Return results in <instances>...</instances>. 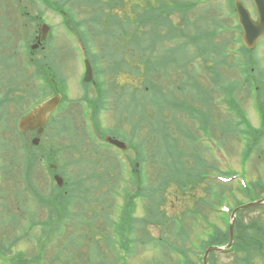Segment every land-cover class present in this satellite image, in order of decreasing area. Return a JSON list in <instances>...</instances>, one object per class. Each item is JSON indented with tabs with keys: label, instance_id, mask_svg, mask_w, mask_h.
<instances>
[{
	"label": "rangeland",
	"instance_id": "obj_1",
	"mask_svg": "<svg viewBox=\"0 0 264 264\" xmlns=\"http://www.w3.org/2000/svg\"><path fill=\"white\" fill-rule=\"evenodd\" d=\"M83 1L86 2L0 0V17L3 14L1 21L7 23L5 31L10 33L12 37L10 46L14 47L9 48V52L5 49L0 51V105H3L5 89H10L13 93L5 98L9 102V118L6 124L8 126L14 124L16 112L30 110L38 101L48 98L54 84L55 89L65 90L69 98L77 99L78 88L69 87L65 81L62 83L60 73L63 77L70 75V82L77 84L84 71V52L87 51L92 56L102 52L108 61L106 64L103 59L100 61L109 71L112 70L111 76L114 81L105 88V93L110 99L108 113L95 117V123L103 133L108 134V138L117 140L126 147H132L127 149L126 157L132 162L135 160L140 175L147 178L145 184L155 182L159 190L155 194V200L153 199L154 205L150 204L149 199L141 198L140 191L136 190L138 192L136 196L131 189L127 191L128 193L125 192V188L130 187L128 186L130 179L136 173L130 172L133 163L130 168L126 165L123 168L119 167L118 160L113 156L116 150L105 146V149L102 148L105 153L100 148L97 152L93 150L94 155H99L97 160L101 161L95 167L107 168L105 184L96 191L90 190L92 192L89 196L86 188L93 185L94 179L86 176L88 171L95 173V169L88 167L86 162L93 157L88 146L90 144L93 147L94 143L87 133L85 134L87 129L83 117L88 116L86 110H89L90 106L83 101L74 107L77 113L67 117L62 137L54 139L51 135L45 136L39 143L44 151L53 146L49 150H52L59 170L67 172L65 173L66 179L69 180L67 189L71 188V193L67 197H57L55 193L57 189L49 188L44 181L42 190L45 195L41 194L36 187L40 184L38 179L34 181V178L19 177V172L24 169L22 161L19 164L10 162L15 150L20 154V159L22 152L26 154L25 149H29L27 144L30 139L27 140V135L25 138H16L13 134L6 133L5 125L0 121V264H176L180 257L179 248L190 247L194 252L197 249L202 250L210 236L219 233L220 229L228 228V212L221 211L223 207H228L231 212L236 206L254 199L240 193L245 192V189L241 188L233 177L229 179L231 174L237 176L239 181L242 178L249 189L254 190L255 197L257 193L252 183H259L260 188L264 190V75L261 80L259 79L258 88H254L255 72L264 73V40L254 48L262 68L250 72L249 92L246 87L244 91L240 90V87L235 91L232 97L235 105L227 106L217 90L211 94V97H214L212 101L208 96L205 99L200 97L203 94H198V97L197 94H188L197 93L195 88H188L186 92L181 93L183 96L187 94L185 101L188 103L193 101L194 106L201 108L204 113L209 114V111H212L213 124L219 123L223 130H228L226 134H219L217 139V136L210 132L209 118L205 126L211 135L203 137L196 128V120L186 115L189 109L183 108L181 113L176 111L175 120L180 123L179 126L177 123L174 125L177 126V131L166 115L170 114V111L165 112L164 99L166 101L170 97L168 92L162 91L161 86L168 81L166 76L176 83L177 74H168V71H164L163 74L162 71L158 72L160 67L157 66L155 70V63L152 61L150 68L146 69L138 62L142 55L140 58H135V55V59H130L125 54V51L128 54L134 53L132 45L126 44L133 37L125 35V39L122 36L128 32V27H124L126 17L132 20L134 11L141 8L146 0H127V4L125 0H96V3L100 4L96 7L93 3L95 0L92 4L87 0ZM242 1L248 7L251 4L250 0ZM15 3L20 9L15 7ZM132 5L137 8L132 9L135 7ZM101 7L105 8L104 13H101ZM21 8H24L28 15L21 17ZM37 15L41 22L51 27V33L45 44L47 49L45 50L44 46L43 51L35 50L29 57L25 46L28 45L26 42L32 39L31 32L35 27L28 24L27 20ZM225 15H220L219 18L228 19L225 24L233 26L235 22H231V18ZM96 16L102 21L101 26L91 21ZM67 22L74 28L76 22V27L81 33L86 31L84 33L90 38L87 45L85 44L86 50L81 52L79 45H76L75 52L71 49L74 45L70 37L73 35L66 27ZM111 22L112 26H109ZM95 31L101 32L97 34ZM13 32L21 33L16 35ZM172 39L174 37L170 36V40ZM3 40L7 41L6 38ZM231 47L238 49V44L234 42ZM189 50L196 54L195 45L190 44ZM46 54L49 55L47 60ZM178 56L179 54H172L171 58L177 59ZM229 60L232 62L233 56ZM253 60L258 66L255 56H252L251 63ZM10 66L12 69L7 74V68ZM1 67L6 71H2ZM191 68L193 62H190L189 69ZM134 69L139 74L135 75ZM22 71L24 75H29V79H23ZM208 71L214 70L208 68ZM231 71L234 72V68L229 70L224 68L222 73L237 77L231 74ZM38 73L40 77L34 76ZM258 77L261 78V75ZM195 78L204 86L208 80V73L195 71ZM30 79H37V82ZM238 81L240 82L239 78L236 79V82ZM9 85L12 88L8 87ZM120 94H124V99L120 102L116 100L113 104V98ZM174 96H171L170 102H174ZM12 97L22 101L15 105L10 102L9 98ZM215 100L222 101V105H215ZM14 106H17V111ZM189 107L195 110L194 107ZM6 114L7 112L0 111V118ZM55 115L51 114L50 118ZM160 122L161 125H166L169 131L161 133L153 128L158 127L160 130ZM51 130L54 132L55 128ZM150 133L152 136L147 138ZM208 138L213 139L208 142ZM214 140L221 144L220 159L212 148L208 150V147L215 143ZM134 142L137 143L135 146L139 152L141 144V156L138 158L133 155ZM70 146L81 152L82 160L78 170L83 181L72 176L74 173L70 175L71 171L76 172L77 169L73 168L70 171L66 159L69 157L74 160L79 156V153ZM199 147L202 152L197 151ZM43 150L32 151L36 154L51 153ZM213 162L216 164L221 162L222 167L218 164L220 169L213 168ZM116 167H119L118 171L112 173L111 170ZM39 170H43V177L49 183L46 169L41 166ZM165 177L172 179L171 185L162 182ZM184 178L187 181L186 185ZM178 180L184 181L185 186L181 189L175 186ZM260 194L263 197L264 191ZM21 196H30L33 199L21 202ZM38 206H44L42 210L50 211L44 215L53 216L45 219L41 217L39 220L35 215L39 210ZM61 212H66V215L61 216ZM240 219L247 223L257 220L264 227V209L246 210L240 215ZM74 246L77 249L74 250ZM190 257L196 264H200L197 255L191 252ZM213 259L211 263L213 261L215 264L235 262L232 252L217 253ZM251 263L264 264L257 256Z\"/></svg>",
	"mask_w": 264,
	"mask_h": 264
},
{
	"label": "trees",
	"instance_id": "obj_2",
	"mask_svg": "<svg viewBox=\"0 0 264 264\" xmlns=\"http://www.w3.org/2000/svg\"><path fill=\"white\" fill-rule=\"evenodd\" d=\"M79 1L82 3L86 2L83 0H78V2ZM87 1L91 4L93 2V0ZM102 2L104 4V1ZM222 2L223 0H146L141 8L134 11L131 17L133 18L132 20L126 17L127 21L124 23V27H128V32L125 30L126 32L123 33L122 36L125 37V39V35L133 37L132 40L126 44L127 46L132 45V49L136 54L132 52L128 54L126 51L125 54H127L130 59L134 58L135 55V58H140L142 55V58H140L138 62L144 65L146 69L150 68L151 61L156 62L159 67H165V61L169 62L172 54H179L177 59L174 60L176 61L175 63L182 64L185 60L191 59V56L188 55L190 51L188 47H186L187 45L185 46L189 40L192 41L190 44L194 43L195 46L196 43L200 42L202 50L209 56L210 52L213 51L209 50L210 46L213 45L214 49L216 48V42H214L212 38L225 27L221 18H219L221 9L223 8ZM93 3L95 7L100 6L99 2L96 3V0ZM228 4L232 7V0H228ZM91 6L93 8V5ZM136 8L135 6L132 9ZM104 11L105 8L101 7V13H104ZM96 14H98V12H96ZM91 21L97 24V26L103 24L99 16L92 18ZM119 23L120 22H118V24ZM75 24L77 26L76 22ZM108 25L112 26V22ZM84 32L82 31V34L87 38V33ZM99 32L101 31H95L97 34H100ZM112 36L115 38L114 34H112ZM170 36L174 37L177 44L174 49H172V52L168 49V53L164 51L166 55L168 54V57L166 56L159 61V53L157 52V54H155L156 46H158L160 40H165V38L170 39ZM182 37H186L188 40H180ZM87 39H89V37ZM159 62L162 63V65H160ZM29 146L32 147L31 145ZM51 151L52 150H48L47 152ZM179 152L181 151L179 150ZM28 156L29 157L25 160L26 162L32 163L36 162V158L38 159V156L33 154H29ZM186 178H184L185 185L187 183ZM171 180L172 179L165 177L162 179V182L171 185ZM146 182L147 178H145V176L142 174L137 175L132 179L129 188H133L132 192L135 196L136 194L138 195L137 191H140L141 198L149 199L150 204L154 205L155 194L158 193L159 187L156 186L155 182L147 183V185L145 184ZM183 182L184 181L178 180V184L175 183V186L181 189L185 186H183ZM260 186L259 184L254 185L257 196H259V192L262 191ZM252 191L253 189L250 188L245 192L240 191V193L244 196L255 198V192ZM261 208L263 209V207H260V209ZM243 212L244 211L237 212L234 226V242L228 253L232 252L234 254L235 262L233 264H252V259L256 256L259 257L260 262L264 263V227L260 225L257 220L250 223L243 222V220L240 219V215ZM227 239V229L226 231L220 229L219 233L209 237L208 242H206L202 248L205 249L208 245L212 244L221 246L227 242ZM191 252L194 253V255L196 254L190 247L187 249L179 248L178 253H180V257L177 259L176 264H196L190 257ZM212 257L213 256L210 258L209 264H215ZM211 259L213 260L212 263ZM9 263H11V259Z\"/></svg>",
	"mask_w": 264,
	"mask_h": 264
},
{
	"label": "flooded vegetation",
	"instance_id": "obj_3",
	"mask_svg": "<svg viewBox=\"0 0 264 264\" xmlns=\"http://www.w3.org/2000/svg\"><path fill=\"white\" fill-rule=\"evenodd\" d=\"M21 14H24V15L27 14V12L24 11V8H22ZM38 24H39V22H36L35 25L38 26ZM37 28L35 29V31L32 34L33 35L32 36V40H31L32 43H37V40L39 39V36H38V33H37ZM44 42L45 41H42V42L38 43V49H40V50L44 49V46H43ZM71 49L74 51V49L72 47H71ZM100 60L101 59H99L98 62L96 61L94 66L92 65L93 66V80L90 83H87L84 86L82 85V83H80V79L78 80V83L76 84V83H71L70 82L71 81L70 80V75H68V77L65 76V75L63 77L61 73L59 75L60 81L62 83L65 81L66 84L69 85V87L72 86V87H77L78 88V96L79 97H83L85 95V99H82L81 101H83L86 105L90 106V109L86 110V111L91 115L93 121H95V117L102 116V115L108 113V106H109L108 104H109V100L110 99H109V95L105 93V88L107 87L108 84H111L114 81V79L111 76V71L112 70L109 71V69L107 67L102 65ZM82 78H83V76H82ZM121 99H124V94H120L117 97L113 98V100H112L113 104L115 103L116 100H118L120 102ZM74 103H75V100L69 98V96H68V94L66 92L62 93L61 100L59 102V106L56 109L58 111V114H59V116H58L59 124H58L56 130L54 131V136L55 137H61L62 134H63V132L61 130V125H60L61 122H62V119L65 118V117L66 118L67 117H72V116H74V113H77L75 111V108H74L75 107ZM94 127H95V132H96V134L98 136L103 137L105 139L107 138L108 134L103 133L98 128L96 123H95ZM38 131H39V128H34L32 130H29L27 133L31 137L32 136H40L41 137L44 134L49 132L48 128H46V124H44L43 132L40 135L38 134ZM136 144L137 143L134 142L133 152H134V154H137L138 157H140L138 151L135 148ZM129 147L126 148V150H125L126 152H127V149H129ZM95 165H97V164H95ZM95 165H88V167H94ZM78 166H80V164H69V169L73 170V168L78 167ZM119 167L122 168V165L119 164ZM50 168H52L54 170L51 174H49L51 179L56 174L59 175V176H62L61 173H57L56 172L57 168H59L58 163L56 164V166H53V167H50ZM100 168L104 172L107 171V168H105V167H100ZM118 168L116 167L113 170H116V169L118 170ZM113 170H111L112 173H115L116 171H113ZM40 174L41 173H40V171L38 169V165L34 164L32 166L30 176L32 178H34V181H35V179L39 180L40 184L38 186H36V187L39 189V192L41 194H44L43 190H42V181H44V180L43 179H39ZM70 175H72V174H70ZM62 177H63V180H64L63 181L64 185L62 187H54L53 184L49 187L51 189H57V190H55V193H56L57 197H67L71 193V190H70L71 188L69 187V190L67 189L69 180L64 178V176H62ZM43 207L44 206H38L39 210H37V212L35 213V215L37 216V218L39 220L41 219V217H43L45 219V218H47L49 216H53L52 214L44 215L45 213H48L49 210L48 211L42 210ZM60 215L61 216H65L66 212H61Z\"/></svg>",
	"mask_w": 264,
	"mask_h": 264
},
{
	"label": "water",
	"instance_id": "obj_4",
	"mask_svg": "<svg viewBox=\"0 0 264 264\" xmlns=\"http://www.w3.org/2000/svg\"><path fill=\"white\" fill-rule=\"evenodd\" d=\"M253 3L256 11L255 20L251 18L250 13L243 6L242 2L235 1V9H236L238 21L243 30L242 41L247 47L250 48L254 47L258 39L264 34V0H253ZM40 31L42 32V39H45L46 33L48 31V26H46L45 24L42 25ZM33 47H36V45ZM85 66H86V70H85L84 80L88 81L91 79V68L87 60L85 61ZM58 102H59V97L54 96L46 100L45 102L41 103L40 105H38L26 116L22 117L19 120L18 123L19 130L41 127L47 114L57 106ZM38 142L39 140L37 138L32 140V143L35 145H37ZM55 179L57 183L61 185L60 178L55 176ZM262 203H264V199H260L255 202L242 205L232 212V216L234 215L235 211L238 209H248L251 207L259 206ZM232 228H233V219L231 224L229 225V241L227 245L224 247H209L204 253V258H203L204 264H207V256L210 251L223 252L231 245L233 239Z\"/></svg>",
	"mask_w": 264,
	"mask_h": 264
}]
</instances>
